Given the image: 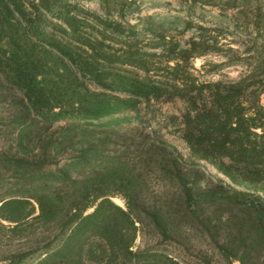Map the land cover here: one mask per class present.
Here are the masks:
<instances>
[{
    "label": "trees",
    "instance_id": "16d2710c",
    "mask_svg": "<svg viewBox=\"0 0 264 264\" xmlns=\"http://www.w3.org/2000/svg\"><path fill=\"white\" fill-rule=\"evenodd\" d=\"M0 264H264V0H0Z\"/></svg>",
    "mask_w": 264,
    "mask_h": 264
},
{
    "label": "rangeland",
    "instance_id": "374dc122",
    "mask_svg": "<svg viewBox=\"0 0 264 264\" xmlns=\"http://www.w3.org/2000/svg\"><path fill=\"white\" fill-rule=\"evenodd\" d=\"M170 9L172 11H177L176 9H178L176 6V4H170L169 5ZM143 9L145 11H152L154 8L151 6V4L149 3H145L143 4ZM206 19H209V14L207 13L206 14ZM218 57L215 56V55H207V56H204L202 58H199L195 61V65L196 66H200L202 63H206L208 61H215L217 60ZM242 71V67L241 66H231V67H228V68H225V69H222L220 72L218 73H212V74H205L203 76L204 79H218V78H235L237 77ZM139 243V238L136 239V244Z\"/></svg>",
    "mask_w": 264,
    "mask_h": 264
}]
</instances>
